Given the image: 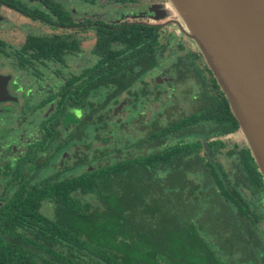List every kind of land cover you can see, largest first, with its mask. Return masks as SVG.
Returning <instances> with one entry per match:
<instances>
[{"label":"trees","instance_id":"trees-1","mask_svg":"<svg viewBox=\"0 0 264 264\" xmlns=\"http://www.w3.org/2000/svg\"><path fill=\"white\" fill-rule=\"evenodd\" d=\"M97 36L101 61L65 99L85 117L68 114L66 124L90 128L110 150L91 170L34 183L1 208L0 264H264V215L243 196L259 192V173L229 176L204 161L200 145L183 140L186 127L170 123L141 138L106 111L107 95L130 88L155 61L154 28H101ZM117 42L124 49L116 52ZM29 44L42 55L55 47Z\"/></svg>","mask_w":264,"mask_h":264},{"label":"flooded vegetation","instance_id":"flooded-vegetation-1","mask_svg":"<svg viewBox=\"0 0 264 264\" xmlns=\"http://www.w3.org/2000/svg\"><path fill=\"white\" fill-rule=\"evenodd\" d=\"M166 1L0 0V75L9 77L7 90L12 97V100L0 102V128L4 122L5 129L0 132V219H3L1 208L17 195H23V188L26 190L49 177L80 175L106 158L104 154L110 147L96 139L90 128L74 120L66 124L68 114L82 121L84 110L65 104V99L76 87L88 81L86 72L92 71L101 61L96 51L97 29L101 28L111 31L128 25H146L157 33L152 66L130 88L115 96L107 95L106 111H110V117H122V127L127 134L132 132L136 133L133 136L143 138L149 132L176 123L189 130L183 138L186 143L200 145L198 157L221 166L229 176L242 177L246 172L257 178V165L238 122L202 56L192 51L182 54L183 44H172L169 39L162 43V25L151 23L160 17L154 11ZM100 2L105 6L99 7L101 13H98L94 7ZM146 4L147 8L135 9ZM109 5L120 8L108 9ZM14 17L24 22L19 31L24 40L19 47L7 38L9 33L16 36L11 24ZM34 23L49 29V33L32 28ZM172 24L181 26L178 21ZM83 33H90L93 42L89 55L77 61L83 48L79 36ZM31 38L51 41L55 47L42 55L29 44ZM110 49L121 51L124 45L111 43ZM178 53L172 62L158 68L161 59ZM189 81L197 89L193 95L184 98V105L170 107L172 101H169V106L161 107L163 99L168 100L171 92ZM89 100L93 102V98ZM12 117H15L14 123L18 122L19 129L7 127ZM181 138L170 137L168 142L176 145ZM80 145L85 149L82 153L75 151ZM76 169L80 170L78 174H74ZM259 175L263 182L259 192L252 195L246 190L243 196L247 201L257 203L258 210L264 215V181ZM13 222L11 219L9 225ZM263 224L264 217L260 223L264 230ZM6 226L7 222L0 220V230Z\"/></svg>","mask_w":264,"mask_h":264},{"label":"water","instance_id":"water-1","mask_svg":"<svg viewBox=\"0 0 264 264\" xmlns=\"http://www.w3.org/2000/svg\"><path fill=\"white\" fill-rule=\"evenodd\" d=\"M224 94L264 181V0H168ZM0 75V102L12 100Z\"/></svg>","mask_w":264,"mask_h":264},{"label":"rangeland","instance_id":"rangeland-1","mask_svg":"<svg viewBox=\"0 0 264 264\" xmlns=\"http://www.w3.org/2000/svg\"><path fill=\"white\" fill-rule=\"evenodd\" d=\"M105 6L104 4H102L101 2L98 3V7H94V8H97V12L98 13H101L99 12L98 8L99 7H103ZM148 4L146 5H143V6H137L135 9L139 10V9H142V8H147ZM120 7H115V6H110L109 5V8L108 9H119ZM106 9V8H105ZM152 10V9H151ZM154 11V10H152ZM158 14H160V17L155 19V21H151V23H158L160 25H162V31H161V39H162V43L163 42H166L168 39L169 41L173 44V43H181L183 44V49H182V54H185V53H188L189 52H196V53H199L200 54V51L199 49L197 48L196 44L194 43V41H192L190 38H188V36L183 32L182 30V27L185 28L184 26V23L182 21V19L176 14V12L172 9H170L168 7V0L166 1L165 4H163L162 6H160V8L156 11H154ZM174 21H178V23L181 24V26H177V25H173L172 22L174 23ZM24 23V22H23ZM22 21H20L19 19H17L16 17H14V19L11 20V24H12V27L14 28L13 33L15 34L16 33V36L13 35L12 33H9L11 34L10 36H8L7 38L13 43V45H15L16 47H19L21 45V43L23 42L24 38L23 35L19 32L21 31L20 29V25L23 24ZM32 28L40 31V32H43L45 34L49 33V29L45 28V27H42L38 24H32L31 25ZM79 35V34H78ZM87 35V36H85ZM79 37L82 38L83 42H82V52H81V55H79L77 57V61L78 60H82L83 58H85L86 56H88V52L90 51V48L92 46V40H93V37L91 36L90 33H83L81 34ZM178 54H173L172 56H169L168 58H163L160 60L159 62V66L158 68L166 65L167 63H170L172 62L178 55ZM201 55V54H200ZM203 58V57H202ZM204 61V60H203ZM205 63V62H204ZM157 68V69H158ZM159 71V69L157 70ZM156 73V72H155ZM23 88H26L25 86H23ZM197 87L196 85L192 82V81H189L187 82L186 84H183L182 86H180V88L178 89H175L173 92H171V97L168 99V100H165L163 99L161 101V107L164 105L165 107L166 106H169L168 103L169 101H172V104L170 105V107H175V106H180V105H184V98L186 99V97L190 96V95H193L196 91ZM164 92V91H163ZM167 91L165 90V93ZM169 93L167 92V95ZM187 97V98H188ZM23 105H25L23 102L21 103ZM20 104L17 105V108H21V105L19 106ZM26 107V105H25ZM157 107V105H156ZM169 107V111L171 110V108ZM155 108V105H153V109ZM168 109V108H167ZM20 110V109H19ZM148 115V114H147ZM14 118L15 117H12V119L10 120V122H8L7 127H11L12 129H19L20 127L18 126V122L17 123H14ZM5 131L4 129V122H1V128H0V132L3 133ZM241 135H242V132L240 131ZM243 137V135H242ZM122 152L124 151L123 148H121ZM75 151H78V152H83L85 151L84 149V146L83 145H80L78 146L77 150ZM59 160V159H58ZM80 170L76 169V171H74V174H78ZM50 208L49 207H46L44 206L42 208V212L45 213L46 215H49L50 214ZM263 227H264V224H263Z\"/></svg>","mask_w":264,"mask_h":264}]
</instances>
